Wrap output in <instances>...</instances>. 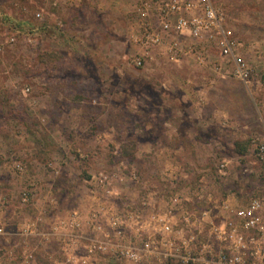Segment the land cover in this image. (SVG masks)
I'll list each match as a JSON object with an SVG mask.
<instances>
[{"label":"rangeland","instance_id":"obj_1","mask_svg":"<svg viewBox=\"0 0 264 264\" xmlns=\"http://www.w3.org/2000/svg\"><path fill=\"white\" fill-rule=\"evenodd\" d=\"M141 1L0 0L17 18L34 20L43 8L52 24H64L0 52V223L8 233L0 264H59L52 236L40 249L39 235L18 234L36 220L48 231L73 208L89 217L114 206L149 220L179 193L189 199L185 209H210L214 218L224 201L264 194V163L253 154L264 121V0H216L255 71L251 85L222 70L215 50L201 64L155 48L136 66L141 22L133 12ZM8 36L0 23V42ZM208 216L198 222L204 241ZM125 235L134 242L130 229ZM95 263L134 264L110 253L84 264Z\"/></svg>","mask_w":264,"mask_h":264},{"label":"built area","instance_id":"obj_2","mask_svg":"<svg viewBox=\"0 0 264 264\" xmlns=\"http://www.w3.org/2000/svg\"><path fill=\"white\" fill-rule=\"evenodd\" d=\"M58 3L59 0H53V6ZM133 13L141 22V33L136 39L141 50L134 58L136 66L145 65L155 48L171 57L193 54L201 64L208 62L211 50H215L222 70L227 69L229 76L246 85L253 83L255 71L240 55L241 43L225 24L216 0H144ZM44 14L45 10H36L34 20H30L0 9V23L9 33L0 42V52L15 45L20 37L32 41L51 27H64L62 21L52 24ZM260 82L264 87V78ZM28 91L29 87L24 89ZM261 124L260 137L253 139V154L264 163V121ZM17 167L23 170L22 165ZM218 172L227 175V163L222 162ZM200 191L201 199L204 195ZM29 195L30 191L25 192L23 200L28 201ZM186 200L179 193L171 194L164 212L154 213L149 220L138 210L123 214L114 206L94 209L89 217L75 209L57 221L52 234L60 236L67 252L81 243L85 252L83 263L97 253H110L134 264H264V194L250 197L246 203L224 201L220 207L222 214L214 218L208 216L210 209L195 216L185 209L189 199ZM206 216L211 220L208 240L204 241L198 222ZM129 229L134 242L125 240ZM32 234L48 237L37 220L23 223L18 235ZM0 236H8L1 223Z\"/></svg>","mask_w":264,"mask_h":264},{"label":"crops","instance_id":"obj_3","mask_svg":"<svg viewBox=\"0 0 264 264\" xmlns=\"http://www.w3.org/2000/svg\"><path fill=\"white\" fill-rule=\"evenodd\" d=\"M69 1H72V4L78 5V0H69ZM59 2H60V0H59ZM73 210H75V208H73L72 211ZM130 212H135V211H130ZM56 223L57 222L53 223L52 228L50 230H48V231L42 230V232L47 234L48 237L52 236V238H54L55 242L58 244V246L55 244L56 247H57L55 252H58L59 254H61L63 256L62 257L63 260L62 261L56 260V262L59 263V264H64L65 262H70V261L72 262V264L75 263V262L80 263L81 260L83 259V257H85L84 256L85 252H84V250L81 249L82 248V244L79 243L76 247H73L70 252L64 251V249L62 247L63 243L60 241V236L58 234H56V233H55V235L52 234L53 227L57 226ZM58 233H60V232L58 231ZM48 237L43 235V237H41V239H39L40 243L38 245H40V249L44 248V246H45L44 242L47 240ZM70 253H71V256H68V254H70ZM95 264H98V263H95ZM140 264H148V263L144 262V263H140Z\"/></svg>","mask_w":264,"mask_h":264},{"label":"trees","instance_id":"obj_4","mask_svg":"<svg viewBox=\"0 0 264 264\" xmlns=\"http://www.w3.org/2000/svg\"><path fill=\"white\" fill-rule=\"evenodd\" d=\"M39 9H43V8H38V9H36V10H39ZM36 10H35V11H36ZM43 10H44V9H43ZM32 12L34 13V11H32ZM45 13H46V11H45ZM244 151H246V148L242 146L241 154H243Z\"/></svg>","mask_w":264,"mask_h":264}]
</instances>
